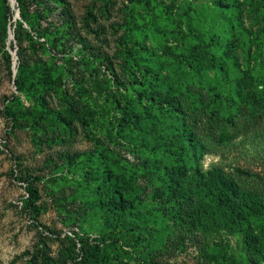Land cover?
Segmentation results:
<instances>
[{
	"label": "rangeland",
	"instance_id": "374dc122",
	"mask_svg": "<svg viewBox=\"0 0 264 264\" xmlns=\"http://www.w3.org/2000/svg\"><path fill=\"white\" fill-rule=\"evenodd\" d=\"M219 1H223L226 8L217 7L215 3ZM66 3L71 18L69 23L78 34V38L73 36L63 47L68 57L61 53L52 58L45 40L35 34H32L36 40L34 43L23 34L22 45H18L15 32L21 14L16 3L13 20L0 24V264H30L31 256L36 253L43 254L42 258L47 254L52 264H74L82 246L78 236H83L85 242L92 241L99 237V229L93 228L95 220L86 221L94 212L93 204L75 197L74 184L82 177L83 170L79 166L77 172L66 171L67 156L97 151L100 156L113 152L133 160L131 144L144 143L148 145L146 151L158 160L164 150L159 145L161 138H167L171 130L169 125L177 119L181 125V111L187 113L186 123L197 125L195 129L205 145V153L200 159L203 169L219 167L245 190L264 198V108L252 114L248 105H237L242 114H238L234 124L224 122L219 125L206 118L209 112L206 105L218 93L215 85L219 75L220 80L232 78L240 82L245 92L264 94V54H260L264 52L261 35L264 30V0H151L148 4L146 0H66ZM59 11L60 8L54 11L53 16L41 20L43 28L53 30L58 26ZM186 14L191 18L187 19ZM182 18V25H189L194 34L189 39L190 44L204 45L202 51L212 53L213 60L209 57L205 61L202 79L195 80L191 74L183 71L180 74L176 70L180 66L177 56L181 53V44L174 34L166 33L176 25L175 19ZM220 18L223 21H219ZM232 22L235 24L234 34L225 33L224 28L230 29ZM23 27L31 30L26 22H23ZM152 29L159 33L155 38L149 34ZM212 36L217 37L215 42L219 40L222 46L211 43ZM18 51L21 52V60L29 66L41 68L48 64L60 70L64 63L68 76H64L62 86L69 99L82 112L89 106L96 109L98 124L92 123L86 128L76 122L72 135L58 139L57 132L39 133L26 127L25 122L10 119L6 115L7 109L17 113L21 108L14 102L15 97L20 96L25 107L34 105L19 93L15 85ZM155 52L157 55L168 54L166 67L172 63L175 69L169 72L164 68L160 74L172 87L176 84L180 92L177 106L163 111H160V106H165V103H158V100L157 104L151 103L153 91L144 94V89L139 86L131 92L127 90L133 83L154 79L143 77L138 65L133 63H139L143 68L149 65L158 68L159 62L153 55ZM8 54L11 56V69ZM253 77L259 79L256 86L252 82ZM115 78V84L109 82ZM188 82L196 85L195 91L201 92L199 88L204 92L201 93L207 98L206 105L205 101H198V95H193L192 100H182L181 104V93ZM226 89L228 94L223 95L229 101L236 94L231 88ZM110 90L120 99L122 95L131 99L146 95L140 107L145 117L137 120V127L132 129L123 125V135L131 143L121 135L116 136V130H110L109 134L106 132L110 123H113L110 124L112 128L119 121L121 116L118 113L109 114L104 119L98 115L103 106V93ZM42 95L51 108L64 115L69 114V104L62 92L48 90ZM146 110L152 111L151 116ZM148 122L152 124L146 125ZM222 131L229 136L228 140L220 139ZM44 134L57 141L45 143ZM109 135H113L114 142ZM237 168L254 174V177L240 176L235 172ZM60 180L64 181L61 183ZM30 183L38 190L37 208L26 203ZM262 219L260 217L255 228L264 239ZM182 235L184 248L181 241L177 242L176 250L166 254L162 264H198L202 261L200 244L190 236ZM223 236L225 242L238 249L235 237Z\"/></svg>",
	"mask_w": 264,
	"mask_h": 264
},
{
	"label": "trees",
	"instance_id": "16d2710c",
	"mask_svg": "<svg viewBox=\"0 0 264 264\" xmlns=\"http://www.w3.org/2000/svg\"><path fill=\"white\" fill-rule=\"evenodd\" d=\"M150 1L146 0V3ZM215 5L226 8L223 1L216 2ZM59 8L57 14L59 23L55 30L43 28L41 20L53 16L54 11ZM16 9L21 14L15 32L19 46L22 45L23 34L31 43L36 41L32 35L35 34L39 39L45 40L48 54L56 58L59 54H64L63 47L73 36L75 39L78 38V34L74 33V27L69 23L71 18L66 0H16ZM14 14L15 8L11 7L9 0H0V24L2 21L8 23L13 20ZM186 18L190 19V14H186ZM175 21L176 25L166 35L174 34L181 44V53L177 56L180 66L176 70L180 74L182 71L191 74L195 80L202 79L205 61L209 57L213 60L212 53L203 52L204 45L190 44L189 39L194 34L189 25L187 27L182 25L184 18ZM219 21H223V18ZM23 22L29 25L31 32L23 27ZM234 28L235 24L232 22L230 29L225 27L224 31L234 34L232 32ZM149 34L152 38L159 35L157 29H152ZM166 35L164 41L168 39ZM261 35L264 43V30L261 31ZM216 39L217 37L212 36L211 43ZM215 44L217 47L222 46L219 40ZM260 54L264 52L261 51ZM18 55L15 85L19 93L25 95L27 100L33 101L34 105L31 108L25 107L21 97H15L14 102L21 108L17 113H12L10 108L7 109L6 115L10 119L25 122L26 127L39 133L57 132L58 139L72 135L76 122L86 128L92 123L98 124L95 117L96 109L89 106L82 112L72 99H69L67 90L62 86L64 76H68L64 63L60 70L48 64L39 68L22 61L21 52L18 51ZM153 55L159 62L158 68L152 65L143 68L139 63L133 64L138 65L137 69L143 77L154 79L141 80L135 85L133 83L127 90L131 92L135 86H139L144 89V94L153 91L155 94L151 103L157 104V100L158 103H165V106H160V111H163L177 106V96L180 92L176 84L172 87L160 74L164 68L169 72L175 69L172 63L166 67L168 54L157 55L155 52ZM7 56L11 69V56L9 54ZM220 78L221 75L216 77L215 87L219 93L217 95L215 93L217 98L210 99L207 104V98L202 94L204 92L199 88L198 91L202 93L195 91L196 85L188 82L185 90L181 91L183 95L181 104L184 100H192L193 95H198V101H205V105L207 104L206 109L209 112L206 118L219 125L224 122L235 123L238 114H242L237 107L239 104L248 105L252 114L264 108V94L253 95L251 91H243L240 82H235L232 78L221 80ZM258 80L253 77L254 86ZM109 82L115 84L116 78L109 79ZM226 87L231 88L236 94L229 101H226L223 95L228 94ZM48 90L63 93L69 104L68 115L51 108L43 99V92ZM211 91L215 92L216 89ZM145 96L139 95L131 99L122 95L120 99L111 90L103 93V106L98 115L103 116V119L112 113L121 116L112 128L110 124L113 123L107 126V134L110 130H116V136L121 135L124 140L131 143L130 139L123 135V125L132 129L137 127V120L145 117L144 112L140 110ZM146 112L151 116L152 111ZM180 113L181 125L177 119L169 125L171 130L167 133V138L165 140L161 138L159 145L163 146L164 150L158 160L146 151L148 145L144 143L131 144L130 153L134 155L133 160L113 152L100 156L97 151L76 152L67 156L66 171L77 172L79 166L83 170L82 177L74 184L75 197L93 204L94 212L88 215L86 221L95 220L93 228L99 229V237L92 241L85 242L83 236L77 235L82 246L73 261L74 264H162L164 256L176 250L174 246L177 242L181 241V247L185 245V240H181L182 234L190 236L196 240L195 243L200 244L202 261L198 264H263L264 239L256 232L255 224L260 223V217L264 218V198L245 190L219 167L207 171L203 169L200 159L205 153V145L195 129L197 125L186 123L187 113L185 111ZM150 124L152 123L148 122L146 125ZM43 136L47 144L56 140L48 139L45 137L46 134ZM109 138L114 142L113 135H109ZM228 138L229 136L222 131L220 139ZM142 154L154 159L144 157ZM78 160H81V163L78 164ZM235 172L240 176L254 177V174L240 168L235 169ZM60 181L62 183L64 180ZM30 184L26 203L37 208L38 190L33 187V183ZM261 233L263 232L260 231ZM223 234L237 239V250L224 241ZM42 255L33 254L30 264H44L43 261L45 264H52L47 254L45 258H42Z\"/></svg>",
	"mask_w": 264,
	"mask_h": 264
},
{
	"label": "water",
	"instance_id": "95a60500",
	"mask_svg": "<svg viewBox=\"0 0 264 264\" xmlns=\"http://www.w3.org/2000/svg\"><path fill=\"white\" fill-rule=\"evenodd\" d=\"M12 2L11 7L14 8V5L16 3V0H10Z\"/></svg>",
	"mask_w": 264,
	"mask_h": 264
}]
</instances>
